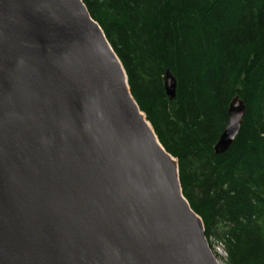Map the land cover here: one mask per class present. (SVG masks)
I'll return each mask as SVG.
<instances>
[{
    "label": "water",
    "instance_id": "obj_1",
    "mask_svg": "<svg viewBox=\"0 0 264 264\" xmlns=\"http://www.w3.org/2000/svg\"><path fill=\"white\" fill-rule=\"evenodd\" d=\"M0 264H219L81 0H0Z\"/></svg>",
    "mask_w": 264,
    "mask_h": 264
},
{
    "label": "trees",
    "instance_id": "obj_2",
    "mask_svg": "<svg viewBox=\"0 0 264 264\" xmlns=\"http://www.w3.org/2000/svg\"><path fill=\"white\" fill-rule=\"evenodd\" d=\"M224 264H264V0H81ZM175 81L167 96L165 74ZM245 111L221 155L231 101Z\"/></svg>",
    "mask_w": 264,
    "mask_h": 264
},
{
    "label": "rangeland",
    "instance_id": "obj_3",
    "mask_svg": "<svg viewBox=\"0 0 264 264\" xmlns=\"http://www.w3.org/2000/svg\"><path fill=\"white\" fill-rule=\"evenodd\" d=\"M214 248H215V251H216V254H217L218 261L224 263L225 262V255L222 252V249L220 248V246H217V245H214Z\"/></svg>",
    "mask_w": 264,
    "mask_h": 264
},
{
    "label": "bare ground",
    "instance_id": "obj_4",
    "mask_svg": "<svg viewBox=\"0 0 264 264\" xmlns=\"http://www.w3.org/2000/svg\"><path fill=\"white\" fill-rule=\"evenodd\" d=\"M221 253H222V252H221ZM221 255H222V254H221ZM218 263H219V264H224V263H222V262H219V261H218Z\"/></svg>",
    "mask_w": 264,
    "mask_h": 264
}]
</instances>
